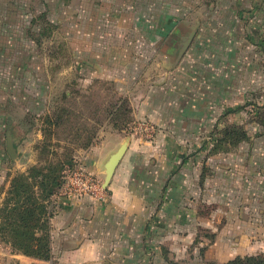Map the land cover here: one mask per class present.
<instances>
[{
    "label": "rangeland",
    "instance_id": "1",
    "mask_svg": "<svg viewBox=\"0 0 264 264\" xmlns=\"http://www.w3.org/2000/svg\"><path fill=\"white\" fill-rule=\"evenodd\" d=\"M111 2L126 5L131 24L138 25H185L180 22L191 9L192 24L221 25L209 33L211 42L206 47L218 59L232 60V47H225V40L249 39L255 31L249 25L251 0H0V207L16 173L47 158L57 161L71 156L77 165L66 171L69 175L83 165V153L101 142L108 130L153 141L154 136L136 130L133 113L127 131L114 125L109 109L121 97L119 81L90 77L88 68L78 67L75 61V45L88 51L90 43L88 34L78 35L73 29L77 6L84 4L97 11L110 9ZM143 33L145 39L155 36L149 29ZM241 48L243 59L249 53L246 46ZM85 54L89 56V52ZM255 70V78L249 77L253 71H242L234 79L242 91L239 110L219 114L202 135L198 130L196 137L192 133V141L189 137L182 141L185 156L172 166L198 168L191 175L194 189L183 207L169 208L172 215L182 208L181 220L155 219L148 224L145 264H156L153 242L161 244L160 264H226L237 256H264L263 62ZM64 91L69 92L68 97L63 96ZM61 107L72 111L71 118L65 113L64 121L50 125L47 115L55 119L62 115ZM195 128L199 129L192 126L188 130ZM9 130L15 137L14 158L7 148ZM92 135L94 144L84 147ZM44 139L51 142L47 154L41 151ZM146 149L150 154L142 162L156 167L161 154L155 153L152 144ZM108 191L102 197H108ZM166 193L164 189L161 196ZM163 207L154 205L152 213L164 215ZM9 246L0 235V264L8 261Z\"/></svg>",
    "mask_w": 264,
    "mask_h": 264
},
{
    "label": "crops",
    "instance_id": "2",
    "mask_svg": "<svg viewBox=\"0 0 264 264\" xmlns=\"http://www.w3.org/2000/svg\"><path fill=\"white\" fill-rule=\"evenodd\" d=\"M250 5L249 25L255 29L251 37L223 40L225 47H232L231 61L218 59L216 53L206 49L211 42L209 33L219 30L221 25L192 24L191 9L180 22L185 25H138L131 24L126 5L97 11L84 4L77 6L73 29L76 34H88L90 38L88 51L74 47L78 67L88 68L90 77L119 81L117 88L121 97L129 100L135 122L152 124L154 138L152 142H144L129 136L128 148L108 187V197L58 194L53 198L50 260L14 252L9 246L6 264H145L149 254L148 224L155 219L181 220L185 211L180 208L179 216L172 215L169 208L183 207L194 189L191 175L198 168L188 164L172 166L185 156L182 141L188 137L192 141L198 130L202 135L219 114L239 110L242 91L234 79L242 71H253L249 77L255 78L256 65L263 62L264 66V53L258 51H264V0H251ZM147 29L155 36L145 39L143 32ZM192 30L196 33L190 46L178 57L173 48ZM242 46L249 53L243 59ZM87 52L89 56L84 55ZM116 63L120 65L118 68ZM11 100L16 102V96ZM192 126L199 129L188 130ZM104 135L99 139L101 142L82 155L83 165L99 179L105 176V163L110 155L127 138L113 130ZM147 144H152L155 153L162 156L156 167L142 162L145 154H150ZM164 189L167 193L162 197ZM161 204L165 214L152 213V207ZM152 248V259L156 258V264H160L161 244L153 242Z\"/></svg>",
    "mask_w": 264,
    "mask_h": 264
},
{
    "label": "trees",
    "instance_id": "3",
    "mask_svg": "<svg viewBox=\"0 0 264 264\" xmlns=\"http://www.w3.org/2000/svg\"><path fill=\"white\" fill-rule=\"evenodd\" d=\"M63 96L68 97L69 92L64 91ZM60 109L62 115H57L55 119L47 115L50 125L57 126L61 120L64 121L65 113L67 118H71V110L63 107ZM109 113L114 114L112 121L116 127H122L125 131L129 129L133 118L129 116L132 114V107L127 98L120 97L112 109H109ZM94 138L95 135H92L84 147L93 145ZM50 144L44 139L41 151L47 154ZM76 165L71 156L66 159L58 158L57 161L47 158L45 162L31 165L27 171L18 172L11 178L6 199L0 207V235L14 252L40 260L51 259L50 229L53 213L50 204L64 185L66 171H71ZM226 264H264V256H237Z\"/></svg>",
    "mask_w": 264,
    "mask_h": 264
},
{
    "label": "built area",
    "instance_id": "4",
    "mask_svg": "<svg viewBox=\"0 0 264 264\" xmlns=\"http://www.w3.org/2000/svg\"><path fill=\"white\" fill-rule=\"evenodd\" d=\"M136 130H140L151 136L154 132V127L147 121H140L136 126ZM104 190L100 179L84 165H81L66 176L64 185L58 194L75 197L86 195L102 197Z\"/></svg>",
    "mask_w": 264,
    "mask_h": 264
},
{
    "label": "water",
    "instance_id": "5",
    "mask_svg": "<svg viewBox=\"0 0 264 264\" xmlns=\"http://www.w3.org/2000/svg\"><path fill=\"white\" fill-rule=\"evenodd\" d=\"M196 31L192 30L190 33H188L184 38L181 39L180 41V45L178 46V57H182L183 54L186 52V50L188 49V47L190 46L192 39L195 36ZM7 148L9 151V154L14 158L15 157V148H14V143H13V136L11 133V130L8 131L7 133ZM130 141V137H127L124 142L122 143V145L114 152L110 155V157L108 158V160L105 163V176L102 178V186L103 188L106 190L111 182V179L114 175L115 169L117 167V165L120 163L122 157L124 156L127 148H128V144Z\"/></svg>",
    "mask_w": 264,
    "mask_h": 264
}]
</instances>
